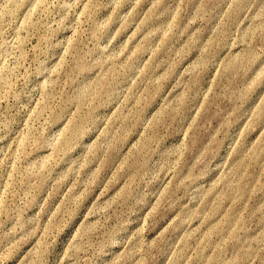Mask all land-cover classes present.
<instances>
[{"label":"rangeland","instance_id":"374dc122","mask_svg":"<svg viewBox=\"0 0 264 264\" xmlns=\"http://www.w3.org/2000/svg\"><path fill=\"white\" fill-rule=\"evenodd\" d=\"M262 102L264 0H0V264H264Z\"/></svg>","mask_w":264,"mask_h":264},{"label":"bare ground","instance_id":"6f19581e","mask_svg":"<svg viewBox=\"0 0 264 264\" xmlns=\"http://www.w3.org/2000/svg\"><path fill=\"white\" fill-rule=\"evenodd\" d=\"M110 75H111V80L112 79L114 80V71H110ZM113 86H114V83L112 82L111 88H113ZM260 109L262 111H264V102H262L260 104ZM78 130H79V126H77V125L70 126L71 132L76 133ZM64 142H66L68 145V148L64 149V151L66 152L68 150V152H69L70 150H72L76 141H74V145L72 143V140H70V141L63 140V143ZM223 193H224L225 197H228L229 194L233 195V192L229 193V191H226L225 189H224ZM238 193L239 192L236 193V197H238ZM219 207H218V209H219ZM235 212H236V209H235ZM233 213H234L233 209L229 210V212H226L224 214V217H225L224 222H218V225H213L212 230L213 231H219V230L220 231H226L228 234H230L231 238H233V239L236 238V242L239 244L240 243V237L237 234L238 228L236 227V225L234 223V221L236 220V218H235L236 214L232 215ZM178 229H180V228L178 227ZM243 244H244V240L242 239L241 245H243ZM231 249H234L235 253L238 252V250L236 248H234V245H233V247H231ZM226 250H227L226 248L223 249L219 246H215L214 251L211 253L210 256L203 255L204 264H225V258H223L222 254H223V252L226 253L227 252ZM224 256H225V254H224Z\"/></svg>","mask_w":264,"mask_h":264}]
</instances>
